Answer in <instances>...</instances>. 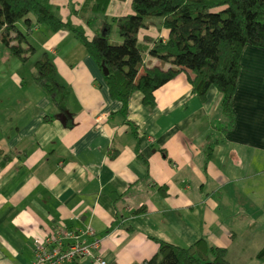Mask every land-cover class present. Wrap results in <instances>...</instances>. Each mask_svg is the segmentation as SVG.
Instances as JSON below:
<instances>
[{
  "label": "crops",
  "instance_id": "0c3cea01",
  "mask_svg": "<svg viewBox=\"0 0 264 264\" xmlns=\"http://www.w3.org/2000/svg\"><path fill=\"white\" fill-rule=\"evenodd\" d=\"M83 2L49 0L61 21L90 39L99 28L75 14ZM128 14L130 0H109L104 11L106 18ZM112 32L108 41L119 43ZM33 33L34 55L50 58L68 96L60 117L42 89L22 85L19 63L0 52V264H31L33 240L86 227L100 239L95 254L105 264H141L155 255L154 241L186 248L199 239L224 249L228 264L249 263L264 246V47L242 50L232 126L219 132L213 87L200 102L180 73L153 93L152 107L134 92L124 118L70 32ZM143 37L164 43L167 31L150 19L138 43ZM149 48L142 67L157 64ZM207 136L222 142L203 169Z\"/></svg>",
  "mask_w": 264,
  "mask_h": 264
},
{
  "label": "trees",
  "instance_id": "16d2710c",
  "mask_svg": "<svg viewBox=\"0 0 264 264\" xmlns=\"http://www.w3.org/2000/svg\"><path fill=\"white\" fill-rule=\"evenodd\" d=\"M109 0H84L77 13L88 27L99 15V29L86 39L81 28L61 21L49 0H0V45L19 63H24L35 52L28 38L33 28L43 27L49 32L68 31L101 70L110 99L120 103V114L125 118L127 104L134 92L141 94L146 107L154 104L153 93L180 73H184L191 91L200 102L205 92L213 87L220 96L222 120L218 131L232 126L230 101L236 85L239 57L248 46L264 47V0H130L131 14L106 18L104 11ZM121 1V0H119ZM86 13L94 14L87 18ZM83 15V16H82ZM94 19V20H93ZM150 19L160 20L167 31L164 43L151 42L137 34ZM114 28L120 42L108 41ZM147 54L157 64L142 67V55ZM163 65H167L163 69ZM33 82L48 95L60 117L65 115L68 90L61 85L50 58L42 53L34 61ZM222 142L207 136L204 143L205 169L212 147ZM142 212L141 209L133 214ZM127 230H130L129 228ZM157 251L141 264H228L226 251L208 245L203 239L186 248L154 241ZM254 259L264 264V246Z\"/></svg>",
  "mask_w": 264,
  "mask_h": 264
},
{
  "label": "built area",
  "instance_id": "2783aa9c",
  "mask_svg": "<svg viewBox=\"0 0 264 264\" xmlns=\"http://www.w3.org/2000/svg\"><path fill=\"white\" fill-rule=\"evenodd\" d=\"M99 244L100 239L94 237L89 227L83 231L52 229L40 240L32 241L31 264H64L83 258L89 259L91 264H105L95 254Z\"/></svg>",
  "mask_w": 264,
  "mask_h": 264
},
{
  "label": "rangeland",
  "instance_id": "374dc122",
  "mask_svg": "<svg viewBox=\"0 0 264 264\" xmlns=\"http://www.w3.org/2000/svg\"><path fill=\"white\" fill-rule=\"evenodd\" d=\"M56 13L59 14V11H56ZM78 16L81 17V15H78ZM84 16H86L87 18H94V17L97 18V19L94 18L95 20L93 19L94 21L90 25V29L98 28L99 27V25H100L99 15L94 16V14L86 13ZM36 36H38V34H34L33 33V34H31L29 36V38L30 37L31 38H34ZM115 36L118 37L115 29L113 28V32L111 33L109 39L111 40V38L112 37L114 38ZM114 44H118V43H114ZM0 52H4L5 53V50H4V48L1 45H0ZM37 57H38V54H35V55L33 54L32 56L28 57L27 60L24 63H22V64L19 63L14 58V60L17 61L19 63V65L21 66V68L19 69L18 73H19V76L21 77L22 85H24V86L35 85L34 82H33V77L35 76L36 72H35V69L33 67V63H34V61H36L39 58V57L38 58ZM1 87H3V84L0 85V88ZM232 264H238V263L235 262V263H232ZM243 264H261V263H259L257 260H255L254 258H252L249 263L246 260V261L243 262Z\"/></svg>",
  "mask_w": 264,
  "mask_h": 264
},
{
  "label": "water",
  "instance_id": "95a60500",
  "mask_svg": "<svg viewBox=\"0 0 264 264\" xmlns=\"http://www.w3.org/2000/svg\"><path fill=\"white\" fill-rule=\"evenodd\" d=\"M101 73H102L103 76H105L106 75V70L104 68H101Z\"/></svg>",
  "mask_w": 264,
  "mask_h": 264
}]
</instances>
